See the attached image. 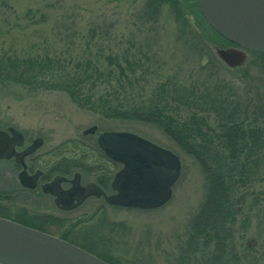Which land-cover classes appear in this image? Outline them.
I'll use <instances>...</instances> for the list:
<instances>
[{
    "label": "rangeland",
    "instance_id": "374dc122",
    "mask_svg": "<svg viewBox=\"0 0 264 264\" xmlns=\"http://www.w3.org/2000/svg\"><path fill=\"white\" fill-rule=\"evenodd\" d=\"M186 15L193 24L192 14ZM176 18L167 0H0V55L50 58L62 74L90 75L89 80L95 83L86 82L83 91H93L92 99L115 90L120 98L130 100L138 89L149 94L166 77H180L188 83L196 80V51L187 47L189 28ZM193 26L197 29L195 23ZM213 45L222 47L223 43ZM107 55L128 58L130 67L140 61L147 70L141 73L140 83L133 82L135 75L130 72L129 81L122 79L113 63L105 60ZM251 58L254 59L251 55L248 60ZM94 68L101 73L97 77ZM201 73L202 77L209 74L215 79L223 78L243 99L264 103V94H255L259 83H264V72L256 64L241 74L223 68ZM0 123L20 130L28 139L34 134L42 136L45 148H54L66 139L95 140V134L83 135L82 131L97 125V132L130 131L173 150L180 158L181 169L169 200L148 210L106 208L113 238L108 251H103L118 264H175L181 257V243L203 202L205 179L199 164L160 129L132 120L104 119L97 112L78 107L62 90L32 89L20 83L0 84ZM117 169L118 165L114 167ZM246 193L247 202L257 196L264 204V175ZM7 202H14L13 212L30 206L26 200ZM95 205L97 202L89 200L80 210L90 212ZM255 222L251 215L247 231L243 237V231H239L236 240L239 245L243 241L252 247L264 264V244L261 248L255 245V241H264V232L256 239L259 235Z\"/></svg>",
    "mask_w": 264,
    "mask_h": 264
},
{
    "label": "trees",
    "instance_id": "16d2710c",
    "mask_svg": "<svg viewBox=\"0 0 264 264\" xmlns=\"http://www.w3.org/2000/svg\"><path fill=\"white\" fill-rule=\"evenodd\" d=\"M167 1L171 3L176 19L189 28L187 47L196 51L194 56L199 69L193 82L166 77L149 94L138 89L135 98L130 100H123L115 90L104 95L100 93L92 99L93 91L89 94L83 91L86 82L95 83L89 80L90 75L62 74L50 58L0 55V84L20 83L32 89L62 90L78 107L97 112L104 119L132 120L160 129L176 147L199 164L205 179L203 202L190 221L180 246L181 257L175 264H263L252 247L243 241L238 244L236 235L243 231L241 235L244 236L251 215L256 218L258 235L264 232V204L260 197L245 200L246 189L253 188L264 175V103L258 99L260 103L254 104L250 99L239 97L223 78L199 75L201 71L214 69L216 72L218 68L241 74L253 64L264 72V54L253 53L254 59L233 70L226 67L211 48L217 41L226 40L205 22L195 0ZM152 11L155 13L154 9ZM186 12L192 14L197 29L189 22ZM105 60L110 65L113 63L122 79L129 81L128 74L135 75L132 78L136 85L143 78L141 73L147 71L140 61L130 67L126 57L118 59L107 55ZM137 69L141 71L138 74ZM93 71L96 77L101 74L96 68ZM263 92L264 83L260 82L255 94L260 97ZM61 147L66 171L101 173L114 170L105 166L108 163L95 140L66 139L54 149ZM0 216L43 230L22 208L12 213L0 212ZM74 224L75 230L92 247L102 248H90V253L110 264H118L105 254L109 240L113 238L110 235L112 229L108 228L110 223L91 219ZM260 237L256 236V239ZM73 243L87 250L85 243ZM263 244V239L259 243L255 241L259 248Z\"/></svg>",
    "mask_w": 264,
    "mask_h": 264
},
{
    "label": "water",
    "instance_id": "95a60500",
    "mask_svg": "<svg viewBox=\"0 0 264 264\" xmlns=\"http://www.w3.org/2000/svg\"><path fill=\"white\" fill-rule=\"evenodd\" d=\"M195 2L205 22L232 43L226 47L212 45L215 56L227 67L244 65L251 53L264 54V0ZM96 130L97 125H91L82 134H95ZM22 140V134L14 127L0 130V157L13 155L25 167L24 156L36 144L16 152L14 146L22 144ZM95 140L108 159L121 164L110 182L114 192L106 195L97 185L88 183L77 203L94 194L103 195L112 205L148 210L169 200L181 169L175 152L130 131L101 130ZM23 174L24 168L20 177ZM73 181L77 187V173ZM0 264L110 263L58 236L0 216Z\"/></svg>",
    "mask_w": 264,
    "mask_h": 264
},
{
    "label": "flooded vegetation",
    "instance_id": "af4514ba",
    "mask_svg": "<svg viewBox=\"0 0 264 264\" xmlns=\"http://www.w3.org/2000/svg\"><path fill=\"white\" fill-rule=\"evenodd\" d=\"M223 45L229 44L224 42ZM8 127L10 126H3L0 123V130L7 131ZM20 133L23 140L22 144L14 146L16 152L34 143L36 147L24 156L25 167L19 164L13 155L0 157V185L3 186L2 189L0 188V212L5 214L13 212L11 209L14 202L9 204L8 200H26L27 204H30L27 212L34 224L43 229L42 231L63 237L68 242L70 240L72 244L85 243L88 251L90 248H92L90 250H101L102 248L92 247L89 241L84 240V236L75 230L74 223L91 219L108 222L106 208L123 207L108 203L103 195H86L82 197L81 203H77V200L83 194L82 188L88 183L97 185L106 195L113 193L110 182L115 170L110 172L109 166L114 168L118 165L119 168L120 164L104 156L108 163L105 166L110 170L108 172L89 174L79 170L66 171V159L62 158V147L45 148L42 136L34 134L28 139L23 132ZM38 138L40 141L37 140ZM23 168L24 174L20 177ZM76 173L77 187L73 185ZM89 200L97 202V205L93 206L90 212H82L80 208Z\"/></svg>",
    "mask_w": 264,
    "mask_h": 264
}]
</instances>
